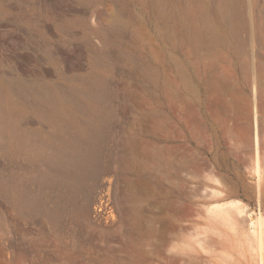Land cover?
<instances>
[{"label":"rangeland","instance_id":"rangeland-1","mask_svg":"<svg viewBox=\"0 0 264 264\" xmlns=\"http://www.w3.org/2000/svg\"><path fill=\"white\" fill-rule=\"evenodd\" d=\"M0 82V264H254L264 0H0Z\"/></svg>","mask_w":264,"mask_h":264},{"label":"bare ground","instance_id":"bare-ground-1","mask_svg":"<svg viewBox=\"0 0 264 264\" xmlns=\"http://www.w3.org/2000/svg\"><path fill=\"white\" fill-rule=\"evenodd\" d=\"M259 76H261L260 78L263 77L262 75H259ZM15 80H13V81H15ZM257 81H258V79H257ZM9 85H10V83H9ZM2 86H3V83H2ZM263 86H264V83H263ZM7 87H8V85H7ZM9 87H11V86H9ZM3 88L5 89L4 86H3ZM8 89L11 90V88H8ZM255 91H256V88H255ZM8 117L10 118V116H8ZM256 144H257V156H259V145H258L259 144V137H258L257 133H256ZM258 171L260 173L259 174V180H258V195L260 196V199H262V197H263V190H264V188H263L264 187V184H263V180H262V169H261V167L259 165V160H258ZM107 192H108V190H107ZM107 192L101 193V195L98 196V198L95 197V196H92L89 199V204H92V203L94 204V206L93 205H91V206H93V211L97 215H99V212L102 209H105L106 210V207L105 206H106V203L108 201L107 200V196H108V193ZM93 197H95L97 199L96 201H98V202H95L94 203L95 198H93ZM108 209L111 210L112 208H108ZM86 212H89V209ZM109 213H111V211ZM217 215L219 217H221L222 219L227 218L226 217L225 210L222 209V208L218 210ZM251 233H253V236H255L257 238L256 246L254 248V251L255 252H254V258L253 259H255L256 264H264V219L263 218H258L257 220H253L252 221V232ZM255 262H254V264H255Z\"/></svg>","mask_w":264,"mask_h":264},{"label":"water","instance_id":"water-1","mask_svg":"<svg viewBox=\"0 0 264 264\" xmlns=\"http://www.w3.org/2000/svg\"><path fill=\"white\" fill-rule=\"evenodd\" d=\"M98 187L101 189V191L104 190L105 185H104V183L102 182V179H100V181H99V186H98Z\"/></svg>","mask_w":264,"mask_h":264}]
</instances>
